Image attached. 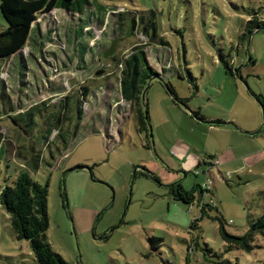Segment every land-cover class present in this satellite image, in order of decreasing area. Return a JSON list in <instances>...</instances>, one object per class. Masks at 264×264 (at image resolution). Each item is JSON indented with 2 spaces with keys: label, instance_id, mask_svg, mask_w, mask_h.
<instances>
[{
  "label": "rangeland",
  "instance_id": "1",
  "mask_svg": "<svg viewBox=\"0 0 264 264\" xmlns=\"http://www.w3.org/2000/svg\"><path fill=\"white\" fill-rule=\"evenodd\" d=\"M101 1L114 12L157 8L169 44L147 45V62L159 74L179 68L184 63L183 38L198 93L184 103L163 84L147 83L146 104L142 103L146 138L137 130L132 105L121 96L119 68L103 60L82 71L73 70L71 63V69H49L38 47L29 45L32 55H27L21 72L26 74L30 98L17 111L46 108L79 86L88 85L89 90L76 131L72 123L64 139L40 145L43 159L38 168L24 164L18 155V150H26L16 145L27 141L20 139L8 118L13 112L0 117V145H6L5 155L0 153V189L21 169L40 183L48 182L46 234L53 250L69 264H212L203 256L204 244L230 264L258 263L264 259V236L255 238L249 252L226 250L216 216L227 232L240 235L263 211L264 29L251 33L247 41L239 35L248 9L263 6L264 15V0ZM53 14L61 27L63 11ZM110 16L103 29L93 27L95 39L107 46L114 38ZM5 27L0 12V31ZM47 37L45 33L35 40ZM112 40V54L125 56L145 39L127 34ZM220 48L234 64L229 74L215 57ZM45 50L56 52L58 67L62 60L68 63L54 45L46 42ZM15 61L2 72L11 87ZM168 77L178 97L190 95L186 77L180 79L177 73ZM174 182L185 189L199 185L205 192L201 200L195 192L188 205L172 198L168 187ZM151 236L157 245L153 251L147 240ZM0 264H37L28 242L14 234L1 204Z\"/></svg>",
  "mask_w": 264,
  "mask_h": 264
},
{
  "label": "trees",
  "instance_id": "2",
  "mask_svg": "<svg viewBox=\"0 0 264 264\" xmlns=\"http://www.w3.org/2000/svg\"><path fill=\"white\" fill-rule=\"evenodd\" d=\"M109 6L101 0H0V12L6 21V27L0 31V117L13 112L8 115V118L12 121L14 130L20 139L25 140V143L27 141L26 145L24 142L16 145L17 149L21 147L26 150V152L17 151L18 155L21 153L22 158L25 159L24 164L38 168L39 162L43 159V148H41L43 145L49 146L59 137L64 139L65 132L72 123L74 132L76 131L82 117V100L89 90L88 85L79 86L46 108L30 106L23 111H17L22 102L30 98L24 86L28 83L24 80L26 74L21 72V67H27V55H32L29 45L38 47L49 69H71L69 66L71 63L73 70L81 69L82 71L89 69L93 61L103 60L119 68L121 96L132 105L137 130L145 132L146 138H148V125L142 103H145L147 83L156 81L163 84L174 99L184 103L189 97L198 93L199 85L193 76L190 64L185 59L186 49L183 38L181 45L184 63L180 64L179 68H167L168 70H164L163 74H159L147 62L144 53L147 45L167 46L169 44L162 34L163 24L159 17L161 12L157 8L140 6L136 9L126 8L124 11L114 12L108 9ZM261 8L263 6L247 10V17L243 19L239 35L243 41H247L251 33L264 29V15L261 13ZM58 10L63 11L64 24L61 27L58 26L59 17L53 14V11ZM109 14L110 17H114L110 20L112 22L111 32L114 35L112 39L124 38L127 34H138L145 39L141 43L133 44L132 50L125 56L109 54L104 57L103 53L113 40L111 39L107 46L95 39L94 25L103 29ZM175 32H180V30L175 29ZM45 33L48 35L45 41L35 40L36 36L41 37ZM46 42L63 51L68 63L62 60L61 67H58L57 54L55 51L47 53ZM233 47L234 45L231 44L229 48ZM222 50L218 49L215 57L223 65L225 73L229 74L232 72L231 65L234 64H229ZM76 52L79 55H76ZM230 55L229 50L228 56ZM13 58L16 60L13 63L16 68L15 86L11 87L2 77V72L5 65ZM173 73H177L180 79L185 77L188 79L187 88L190 90V95L187 98L178 97L176 89L168 79V75ZM30 88L34 95L33 88ZM52 133L54 135L50 139ZM144 146L149 147L150 145L145 144ZM5 147L4 143L0 145V153L3 155L6 151ZM209 158L212 157L209 156ZM168 188L174 200L188 205L192 204L195 192L199 193L200 200L202 193L205 192L199 185L185 189L180 182H174ZM47 198L48 182H38L25 169L16 172L11 184H4L0 189V204L9 214L10 226L17 238L28 242L35 262L37 264H69L62 255L53 250L48 240L46 234L49 224ZM205 207V205L202 206L200 217L203 216ZM216 218L219 223L218 232L226 244V250L236 248L249 252L254 247L255 238L259 235L264 236V205L259 217L252 220L246 231L240 235L227 232L224 228V221L219 216ZM147 240L149 249L156 250L155 237L151 236ZM201 249L203 256L208 257L212 264H230L229 261L221 259L220 255L207 244H204ZM254 264H264V259Z\"/></svg>",
  "mask_w": 264,
  "mask_h": 264
},
{
  "label": "water",
  "instance_id": "3",
  "mask_svg": "<svg viewBox=\"0 0 264 264\" xmlns=\"http://www.w3.org/2000/svg\"><path fill=\"white\" fill-rule=\"evenodd\" d=\"M113 51V41L111 42L110 46L107 48V50L103 53V56L106 57L109 54H112Z\"/></svg>",
  "mask_w": 264,
  "mask_h": 264
}]
</instances>
